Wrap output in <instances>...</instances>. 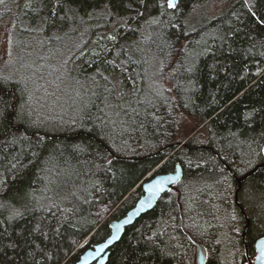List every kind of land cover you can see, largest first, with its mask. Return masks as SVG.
I'll return each mask as SVG.
<instances>
[{
	"label": "trees",
	"instance_id": "trees-1",
	"mask_svg": "<svg viewBox=\"0 0 264 264\" xmlns=\"http://www.w3.org/2000/svg\"><path fill=\"white\" fill-rule=\"evenodd\" d=\"M178 9L0 0L19 52L36 38L70 51L76 84L73 102L53 106L62 100L30 89L28 73H0V97L31 113L23 123L11 108L0 117V203L27 208L16 220L0 208V264H76L134 205L143 178L177 163L181 178L125 226L105 264H195L197 243L205 264H246L245 243L253 256L264 165L242 181L240 206L229 169L241 175L264 160V0H179Z\"/></svg>",
	"mask_w": 264,
	"mask_h": 264
},
{
	"label": "rangeland",
	"instance_id": "rangeland-1",
	"mask_svg": "<svg viewBox=\"0 0 264 264\" xmlns=\"http://www.w3.org/2000/svg\"><path fill=\"white\" fill-rule=\"evenodd\" d=\"M219 11L220 10L215 7L210 14L215 15ZM13 24L14 18L11 14L4 15L0 23V73L11 74L14 70L22 74L28 73V77L34 79V84L30 89H38V91L41 92L40 95L44 98L49 97L53 92V96L55 95L56 97L55 101H58V99L62 100L52 103L53 106L58 104L64 106L69 102H73L75 100V93L72 94V90L76 85L75 77L68 76L69 72L66 65L70 51L57 54L56 52H52L48 42L45 43L43 41L44 39L40 40L36 38V40L27 42L25 45L24 42V47L22 46L23 48L19 52L15 40L13 39ZM55 59H58L57 63H55ZM151 61L155 62L153 58H151ZM152 66L153 64H151V67ZM145 67L147 68L146 64H144V69ZM148 74L150 77V71ZM40 81H43V85L38 84ZM153 82L149 83L146 81V83H144L145 88L158 87L157 85H152L155 83ZM151 172L155 173L156 171L152 170ZM189 189L190 187H188V190ZM108 209L110 211L113 210H111L110 206L104 208L103 211L107 213L104 215L102 214V217H106L109 214L108 212L110 211ZM224 218H227V216Z\"/></svg>",
	"mask_w": 264,
	"mask_h": 264
},
{
	"label": "water",
	"instance_id": "water-1",
	"mask_svg": "<svg viewBox=\"0 0 264 264\" xmlns=\"http://www.w3.org/2000/svg\"><path fill=\"white\" fill-rule=\"evenodd\" d=\"M180 144L177 142L176 145ZM261 152L264 157V143L261 146ZM264 165V160L256 163L252 168L247 170L241 175H236L229 169V173L233 176L237 186L234 191V201L238 202V191L241 187V183L250 174L255 172L260 166ZM182 168L180 164H176L174 169L166 172H155L150 176L145 177L139 184L142 189V194L137 198L134 205L127 210V212L120 218H112L109 220L110 232L107 237L102 241L95 243L91 247L85 248L78 256L76 264H105L107 259L109 248L113 245L122 235L125 226L131 224L141 213L151 209L156 200L165 193L169 188L174 186L182 176ZM113 209V208H112ZM111 209V210H112ZM246 222L242 229V240L245 243L246 228L249 223L247 216ZM107 245V247H105ZM255 254L253 258L248 254L247 245L245 243V252L247 255L246 264H264V261L258 260L261 252L264 251V236L258 238L255 243ZM206 249L203 245L197 243L195 248V264H205L206 261Z\"/></svg>",
	"mask_w": 264,
	"mask_h": 264
},
{
	"label": "snow or ice",
	"instance_id": "snow-or-ice-1",
	"mask_svg": "<svg viewBox=\"0 0 264 264\" xmlns=\"http://www.w3.org/2000/svg\"><path fill=\"white\" fill-rule=\"evenodd\" d=\"M178 5H179V0H167V8L168 9L178 11L179 10ZM252 15L255 16L256 13L252 12ZM259 22L264 23V20H260ZM151 23H158V21L153 20V21H151ZM110 38H113V37H110ZM8 108H11L13 110V112L15 113L16 120L20 123L24 122L26 115L27 116L31 115L30 112L25 111V105L23 103L20 104L19 107H17L16 105L10 103L9 101H5V100H3L2 97H0V117L5 115ZM12 167L15 168L16 165H13ZM27 195L28 194L25 193L24 196H22L20 198L23 200L27 197ZM5 207L9 209V215H8L9 220H16V219L22 218L25 215V211H27L26 205L24 206L25 211H21L20 209H17L11 205H6V204L0 203V208H5ZM36 230H38V229H36ZM20 239L26 240V237L24 236L23 233L20 234ZM9 247L16 248L17 243L13 242L12 244L9 245ZM105 247H107V245H105ZM257 259L264 261V251L261 252L260 256H258Z\"/></svg>",
	"mask_w": 264,
	"mask_h": 264
},
{
	"label": "bare ground",
	"instance_id": "bare-ground-1",
	"mask_svg": "<svg viewBox=\"0 0 264 264\" xmlns=\"http://www.w3.org/2000/svg\"><path fill=\"white\" fill-rule=\"evenodd\" d=\"M260 141V140H259ZM181 144V143H180ZM179 145V144H178ZM153 172H149L145 177H148V176H150L151 174H152ZM144 179V178H143ZM81 245H82V243H81ZM84 250V249H83ZM82 250V251H83Z\"/></svg>",
	"mask_w": 264,
	"mask_h": 264
},
{
	"label": "flooded vegetation",
	"instance_id": "flooded-vegetation-1",
	"mask_svg": "<svg viewBox=\"0 0 264 264\" xmlns=\"http://www.w3.org/2000/svg\"><path fill=\"white\" fill-rule=\"evenodd\" d=\"M254 254H255V253H254ZM254 254H253V256H254ZM253 256H252V257H253Z\"/></svg>",
	"mask_w": 264,
	"mask_h": 264
}]
</instances>
